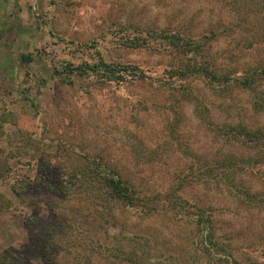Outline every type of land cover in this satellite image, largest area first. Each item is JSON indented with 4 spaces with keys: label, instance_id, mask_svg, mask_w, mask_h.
<instances>
[{
    "label": "rangeland",
    "instance_id": "obj_1",
    "mask_svg": "<svg viewBox=\"0 0 264 264\" xmlns=\"http://www.w3.org/2000/svg\"><path fill=\"white\" fill-rule=\"evenodd\" d=\"M256 14L244 0H0V264H264V144L220 133L264 129V109L179 74L264 59ZM105 63L144 77L111 80ZM78 159L119 168L159 209L119 202L114 224L96 222L91 198L59 187Z\"/></svg>",
    "mask_w": 264,
    "mask_h": 264
},
{
    "label": "trees",
    "instance_id": "obj_2",
    "mask_svg": "<svg viewBox=\"0 0 264 264\" xmlns=\"http://www.w3.org/2000/svg\"><path fill=\"white\" fill-rule=\"evenodd\" d=\"M244 2L248 3L252 7H256L260 14H256L258 19L252 22L251 28L249 29L251 45L249 47L255 48L260 43H264V38H262L264 36V0H244ZM161 37L166 39H169V37L173 38V43L175 46H178L177 43L180 42V38H178L176 35L169 36L168 34L162 33ZM192 46H194L195 49H200L202 47L200 42L195 43ZM192 51L194 50H190L191 53ZM193 54H195V52ZM104 66L105 71H107V76L110 77L111 80H114V77H116L118 80L124 81L130 74L135 78L144 77L143 72L139 74L136 70L131 72L128 71V68H122V70H118L116 72L110 64L105 63ZM96 68L97 67L94 66L92 69L96 71ZM179 74H182L184 78H189L191 76L207 78L210 80L211 84L217 83L221 90L225 93H229L235 88L248 90L251 94H253L254 106L257 109H264V90H260L262 80L264 79V59L260 60L255 65L244 66L242 70L236 68L235 70L230 69L226 71L223 67L220 69H214L211 67L209 62L201 61L199 64L190 63L188 64L187 68L183 67L179 69ZM189 87L190 86L188 84L185 88H181V90H183L184 98L194 103L201 113V108H203V103H201L202 100L200 97H198V95L194 94V92L191 91ZM206 117L207 116H205V119ZM222 127L225 128H223V132L220 133L228 140L236 139L242 143H246L247 145L253 142V147L264 144V129L260 128L253 130L244 123H240V125L224 123ZM222 127H220V129ZM217 131L219 132L218 129ZM76 161V163H73L72 166L67 168L70 172L68 173L67 178L63 179L61 186L59 187L62 189L63 195L75 193L77 195H87L89 198H91L94 219L96 222L98 221V223H101L102 225L103 223L107 225L108 223L114 224L116 222L114 210L118 208L119 202L127 203L128 205L133 206H141L146 214H150L159 209L156 200L152 198L142 199L140 196L135 194L134 188L131 187L127 178H125L120 173L119 168H116L115 166H112L108 163L102 164L91 162L90 160L84 161L78 159ZM229 161H231L229 158L228 160L224 158L222 164L226 165ZM232 169H237V166H232V168L229 170L230 172L228 174L226 173V176L223 177L227 178L229 177L230 173L239 172V170H236V172L233 170L234 172H231ZM45 170L47 171L46 167ZM243 188L246 187L242 186L241 192L244 190V193H247L251 197V200L255 201V195L252 194L248 188ZM207 218L210 217L207 216ZM204 219L205 218L201 216V220L197 222V228L199 231L206 229V226L208 227L207 223L203 222ZM107 231L108 235H110V237L115 240L114 243H119L120 238L127 237V234H122L120 236L115 233H110L109 230ZM210 233L212 234V232ZM146 245L147 244L145 243V246ZM109 249L111 250L113 248L109 247ZM115 250L117 251L116 248ZM146 252L147 250H145V254ZM129 259H131V261L135 264H138L137 259H134L133 257Z\"/></svg>",
    "mask_w": 264,
    "mask_h": 264
}]
</instances>
